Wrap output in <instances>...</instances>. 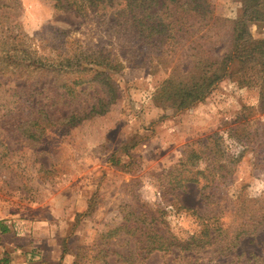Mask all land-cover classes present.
Returning a JSON list of instances; mask_svg holds the SVG:
<instances>
[{
	"label": "rangeland",
	"instance_id": "374dc122",
	"mask_svg": "<svg viewBox=\"0 0 264 264\" xmlns=\"http://www.w3.org/2000/svg\"><path fill=\"white\" fill-rule=\"evenodd\" d=\"M212 8L214 24L195 23L191 43L171 46L143 41L118 14L0 0V221L49 220L29 250L38 261L264 264V70L233 61L181 107L161 89L232 50L241 1ZM246 26L264 39V25ZM67 60L91 70L61 72ZM203 222L216 234L207 245ZM155 240L165 246L147 252Z\"/></svg>",
	"mask_w": 264,
	"mask_h": 264
},
{
	"label": "trees",
	"instance_id": "16d2710c",
	"mask_svg": "<svg viewBox=\"0 0 264 264\" xmlns=\"http://www.w3.org/2000/svg\"><path fill=\"white\" fill-rule=\"evenodd\" d=\"M52 6L58 10H72L76 14H84L85 8H93L98 12H106L116 19V15L124 18V24L128 29L140 36L143 41H149L154 44L176 46L177 43L187 41L192 42L195 23L205 21V25L214 24L217 20L212 8V0H50ZM241 13L232 28V50L225 54L221 59H197L194 60V67L187 72L182 73L178 80L169 77L163 81L161 89L165 96L164 99L178 100L179 107L185 106L203 96L206 89L215 81L219 80L227 71L230 64L238 61L241 64H247L252 68H261L264 70V39L254 40L250 37L247 30V22L254 21L264 25V0H240ZM154 3V4H153ZM155 5V6H154ZM155 8V10H153ZM236 61V62H237ZM70 61L67 60V63ZM247 62V63H246ZM219 63L215 71L216 66ZM101 65V64H98ZM108 66V64H106ZM72 65L69 63V67ZM215 66V67H214ZM81 67V66H80ZM70 68L63 69L61 72H79L90 71V68ZM212 71V73H210ZM96 74L104 75L103 84L109 94L108 102L113 101L116 90L115 86L109 82V77L103 70H96ZM72 82L65 84V99L71 98L75 93L72 88ZM101 108L92 111L71 112L69 115L61 118L62 123L75 125L81 120L95 114L103 112ZM94 113V114H93ZM46 127L51 125L52 120L44 115ZM47 119V120H46ZM51 121V122H50ZM55 121H59L57 118ZM45 128V127H43ZM34 137V134H29ZM203 228L199 231L203 236V243H211V236L216 234L209 232L208 223L203 222ZM192 237V235L190 236ZM189 237V238H190ZM189 240V239H188ZM199 241V240H198ZM155 242H157L155 240ZM189 243L190 240L188 241ZM154 243V242H153ZM147 252L154 248L162 249L163 242L151 244ZM151 247V248H150ZM190 249V248H186Z\"/></svg>",
	"mask_w": 264,
	"mask_h": 264
},
{
	"label": "crops",
	"instance_id": "0c3cea01",
	"mask_svg": "<svg viewBox=\"0 0 264 264\" xmlns=\"http://www.w3.org/2000/svg\"><path fill=\"white\" fill-rule=\"evenodd\" d=\"M21 222L25 223L26 229L20 233L14 229L16 227L20 229ZM48 226L49 220L41 222L36 219H18L13 216L0 221V264H43L38 261L39 257L30 253L29 250L40 237L49 236L48 231L45 230ZM56 249L58 248H53L55 251Z\"/></svg>",
	"mask_w": 264,
	"mask_h": 264
}]
</instances>
